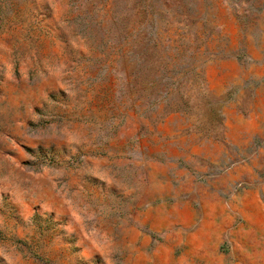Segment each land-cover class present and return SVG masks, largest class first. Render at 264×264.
Wrapping results in <instances>:
<instances>
[{"label":"rangeland","instance_id":"1","mask_svg":"<svg viewBox=\"0 0 264 264\" xmlns=\"http://www.w3.org/2000/svg\"><path fill=\"white\" fill-rule=\"evenodd\" d=\"M0 264H264V0H0Z\"/></svg>","mask_w":264,"mask_h":264}]
</instances>
